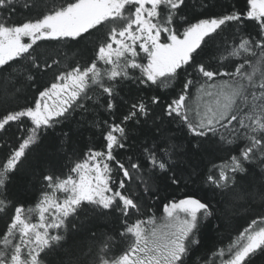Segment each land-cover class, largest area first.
<instances>
[{"label": "snow or ice", "instance_id": "1", "mask_svg": "<svg viewBox=\"0 0 264 264\" xmlns=\"http://www.w3.org/2000/svg\"><path fill=\"white\" fill-rule=\"evenodd\" d=\"M0 156V264H256L264 0H0Z\"/></svg>", "mask_w": 264, "mask_h": 264}, {"label": "trees", "instance_id": "2", "mask_svg": "<svg viewBox=\"0 0 264 264\" xmlns=\"http://www.w3.org/2000/svg\"><path fill=\"white\" fill-rule=\"evenodd\" d=\"M217 2L219 5L223 6L224 9H226L228 5L235 3L236 0H217ZM221 10H222L221 7H217L215 9V11L217 12H220ZM27 15H28L27 13L18 11V13L14 16L13 19L14 21H17V22L22 21L26 18ZM65 51H67V49H65ZM51 78H52V74L50 73L48 76L44 77V80L48 81V80H51ZM176 90L178 91L179 89L177 88ZM161 92L165 95L172 94L171 89H161ZM30 100H31V96H29V101ZM18 103L24 104L26 103V101L24 99H21L18 101ZM87 143H88L87 140H84L81 144V147L83 148ZM90 146L100 148L103 145L100 142V138L96 137L95 142ZM39 154H40L39 152L34 153L33 162L35 160V157L38 156ZM0 159H2V156H0ZM201 187L202 186L199 183H196V184L189 183L188 187L181 188L179 190L174 191L171 188H166L164 185H161L162 191L160 192V196H161V199H163L164 197L183 198V196L189 192H194L198 196H203L204 193L203 191H201ZM14 191L19 194L18 199L25 202L26 206H30L34 203L35 193L29 186V181L26 178H22L21 180L18 181V186L14 188ZM165 202L167 201L165 200ZM149 205L151 208V212L149 214H154L157 217L158 221L161 218H163L162 205L159 200H156L154 203L149 202ZM149 205L145 206V211H148ZM241 215L243 216L245 215V213H242ZM233 226L238 227V226H247V225H246L245 220L238 218L236 221H234ZM2 227H3V222L0 221V228ZM232 234L234 236L235 232H233ZM201 239H202L201 252L209 251L210 249H213L214 246H220V237L214 230L206 228L202 233ZM226 242L227 241H225V243ZM256 264H264V257L258 258L256 261Z\"/></svg>", "mask_w": 264, "mask_h": 264}, {"label": "rangeland", "instance_id": "3", "mask_svg": "<svg viewBox=\"0 0 264 264\" xmlns=\"http://www.w3.org/2000/svg\"><path fill=\"white\" fill-rule=\"evenodd\" d=\"M57 195L62 197L63 194H62V193H58ZM161 219H163V218H161ZM161 219H160V220H161Z\"/></svg>", "mask_w": 264, "mask_h": 264}]
</instances>
